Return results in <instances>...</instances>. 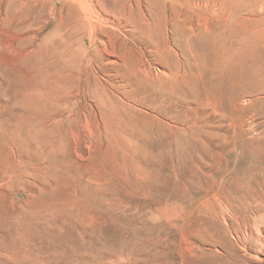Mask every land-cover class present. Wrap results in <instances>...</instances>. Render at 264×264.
Wrapping results in <instances>:
<instances>
[{
  "label": "rangeland",
  "instance_id": "1",
  "mask_svg": "<svg viewBox=\"0 0 264 264\" xmlns=\"http://www.w3.org/2000/svg\"><path fill=\"white\" fill-rule=\"evenodd\" d=\"M21 36L0 16V264H222L210 243L214 222L200 203L205 187H193L189 171L196 163L204 178L221 164L233 166L245 132L264 141L260 85L243 81V91L258 99L237 114L210 100L174 104L162 97L158 108H144L157 119L134 117L140 123L131 128L105 117L87 123L85 115L95 120L89 108L76 103L74 120L56 118L43 142L14 116L34 103L31 95L14 98L34 84L30 42ZM214 66L212 59L196 62L204 95ZM37 90L46 103L39 109L51 111L49 92ZM172 124L176 131L189 126L188 138L177 137Z\"/></svg>",
  "mask_w": 264,
  "mask_h": 264
},
{
  "label": "bare ground",
  "instance_id": "2",
  "mask_svg": "<svg viewBox=\"0 0 264 264\" xmlns=\"http://www.w3.org/2000/svg\"><path fill=\"white\" fill-rule=\"evenodd\" d=\"M45 3L53 0H6L0 6L2 22L30 42L26 55L34 84L18 88L14 98L31 95L34 103L23 111L15 108L14 116L39 141L51 140L56 118L74 120L80 102L95 119L85 115V122L105 117L116 128H131L134 117L144 124L157 119L144 108H158L162 97L174 104L210 100L237 114L258 99L243 91V81L260 85L258 93L264 92V0ZM10 9L12 16L7 14ZM202 59L215 62L207 72L210 96L201 92L206 83L194 72ZM37 89L49 92L51 111L39 109L46 103ZM173 125L177 137L188 138L189 126L176 131ZM193 126L196 138L200 130ZM245 133L249 136L240 139L243 152L233 166L221 164L202 178L193 163L188 174L193 187H205L200 203L214 222L210 228L216 238L210 243L222 264H264V141Z\"/></svg>",
  "mask_w": 264,
  "mask_h": 264
}]
</instances>
